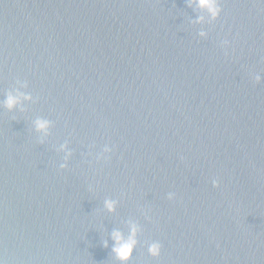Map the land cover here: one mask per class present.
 Wrapping results in <instances>:
<instances>
[{"label":"water","instance_id":"95a60500","mask_svg":"<svg viewBox=\"0 0 264 264\" xmlns=\"http://www.w3.org/2000/svg\"><path fill=\"white\" fill-rule=\"evenodd\" d=\"M218 3L0 0L7 264H264V0Z\"/></svg>","mask_w":264,"mask_h":264},{"label":"clouds","instance_id":"9594fccd","mask_svg":"<svg viewBox=\"0 0 264 264\" xmlns=\"http://www.w3.org/2000/svg\"><path fill=\"white\" fill-rule=\"evenodd\" d=\"M191 3H194L197 8L201 9L202 11H205L210 18L216 19L220 13H221V7L218 3V0H190ZM198 20H202L203 17H198ZM199 35L204 36L206 33L201 31ZM224 44H227V41H224ZM254 79L256 81L261 80V76L259 74H256L254 76ZM21 98L27 100L31 97L26 95L25 93L19 91V89L15 90V92H8L4 96L3 105L9 109L15 107L18 105L21 101ZM35 128L37 131L40 132H46L49 121L45 119H37L34 122ZM64 146L61 145V149H63ZM112 151V148L109 145H105L104 152H110ZM60 168L65 167L63 163L59 165ZM217 181L214 179L212 181L213 186H217ZM175 196V193L169 192L167 194L168 199H173ZM115 202L111 200L105 201V206L108 208L109 211H112L114 209ZM136 234H137V225L131 224L129 226L128 234L125 237V235L120 232L119 230H114L112 232V240H113V247L112 251L115 253L116 258L121 261V264H125L131 257L133 250L136 246L137 240H136ZM148 253L149 255L153 257H158L161 253V244L159 241H154L150 244H148ZM0 264H7V262L0 258Z\"/></svg>","mask_w":264,"mask_h":264}]
</instances>
